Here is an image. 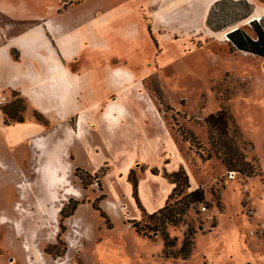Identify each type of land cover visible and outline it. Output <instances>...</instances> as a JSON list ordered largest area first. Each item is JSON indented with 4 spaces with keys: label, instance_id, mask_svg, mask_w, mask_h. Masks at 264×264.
Masks as SVG:
<instances>
[{
    "label": "rangeland",
    "instance_id": "obj_1",
    "mask_svg": "<svg viewBox=\"0 0 264 264\" xmlns=\"http://www.w3.org/2000/svg\"><path fill=\"white\" fill-rule=\"evenodd\" d=\"M0 2L17 4L21 0ZM35 2L24 0L22 9L42 11L44 4L38 7ZM58 2L60 13L81 4L95 6L94 0ZM155 2L158 3L131 0L125 8L144 15L145 28L154 40L144 44L146 48L142 51L147 63L137 68L141 71L145 67L147 72L143 80L139 74L138 88L156 105L167 126L166 132L156 138L157 143H151L154 131L144 125L131 127L125 120L122 127L109 132L108 120L98 124L110 104L124 103L129 108L140 104L134 95L110 91V82H119L110 80L107 71L104 96H96L91 89L78 95L80 109L85 110L91 122L89 136L98 137L94 141L98 151L96 163L105 160L97 171L76 167L74 153L68 162L71 170L50 186L39 173L45 163V152L40 154L29 147L32 140L27 151L20 154L25 160L24 168L0 153V264H264V59L243 53L229 56L241 51L233 52L230 41L224 37L235 27L254 36L248 22L262 16L257 22L264 26V0H207L208 12L195 26L185 24L181 30L160 26L154 17L157 9L174 6L175 0ZM95 3L116 11L118 7L113 4L119 1L95 0ZM175 39L184 46L183 57L178 64L163 66L160 59L165 51L163 44ZM94 44L91 42L90 47ZM118 61L111 66H118L121 63ZM96 68L91 66V77ZM0 93L9 98L0 110L7 125L17 121L10 120L5 110L22 100L17 105L24 122L32 118L48 130L55 127V122L33 108L25 97ZM223 106L234 114L243 133V147L248 159L258 167V176L228 171L215 155L206 160L210 145L205 119ZM77 121L76 115L70 118L73 128ZM183 129L193 132L199 144L192 146L191 141H185ZM130 136L138 140L135 145ZM78 142L72 143L74 151ZM45 146L49 150L47 156L52 155L55 139L48 140ZM150 147L154 153L145 152ZM179 171L184 174L177 181L173 174ZM155 181L163 182L160 188L167 200L162 208L168 204L172 209L179 208L182 204L178 202L198 189L204 192L205 200L191 203L177 225L164 219H150L149 225L160 230L150 239L139 235L132 222H142L162 209L150 212L145 204L146 192L141 195V186L146 188ZM112 182L113 188L109 186ZM135 182L140 205L134 197ZM7 198L10 205L6 204ZM75 206L77 209L72 213ZM64 208L65 216L72 215L62 217ZM165 237L171 242L168 249ZM187 240L193 244L192 252L183 258L180 252ZM167 251L179 256L168 257Z\"/></svg>",
    "mask_w": 264,
    "mask_h": 264
},
{
    "label": "crops",
    "instance_id": "obj_2",
    "mask_svg": "<svg viewBox=\"0 0 264 264\" xmlns=\"http://www.w3.org/2000/svg\"><path fill=\"white\" fill-rule=\"evenodd\" d=\"M35 1V6L41 7L44 4L42 11L30 7L22 9L24 0L17 4L0 2V91L9 95L18 93L25 97L33 108L55 122V127L48 130L44 124L32 118L27 122L7 125L5 114L1 112L2 156L16 162L19 168L26 167L20 154L27 151V144L32 140L29 147H34L40 154L45 152V163L39 169L40 176L52 168L58 177L66 175L71 170L68 162L74 153L77 156L76 167L97 171L105 160L96 163L98 151L94 143L98 137L96 140L89 136L91 122L84 114L85 110L80 109L78 95L85 89H91L96 96H104L108 85L107 71L112 78L110 80L119 82L111 81L108 89L119 94L134 95L140 104L132 108L124 103L110 104L98 124L108 120L109 132L116 131L126 122L131 127L141 124L154 131L150 142L157 143L156 138L166 132L167 126L156 105L149 102L138 88L139 74L143 80L147 72L145 67L141 71L137 68L147 63L142 51L146 48L144 44L149 40L154 42L146 29L144 15L125 8L131 0H118V4H113L118 7L116 11H112V8L108 10L94 0V8L81 4L62 13L59 12L58 0H49V3ZM154 1L153 5L158 3ZM209 5L207 0H175L174 6L157 9L154 17L160 26H173L181 30L185 24L195 26L199 18L208 12ZM91 42L95 43L93 48L90 47ZM182 47L176 39L163 44L165 51L160 56L162 65L178 64L183 57ZM241 53L257 57L242 51L229 53V56L243 55ZM115 60L121 63L112 67L111 63ZM91 66L97 67L93 77ZM73 115L78 117L76 128L70 123ZM52 139H55L56 149L52 155L47 156L46 151L49 150L45 145ZM78 139L81 141L78 142ZM129 139L133 145L138 141L132 136ZM74 142H78L75 151L72 148ZM150 150L155 152L151 147L145 152ZM83 158L86 162H82ZM114 185V182L109 184L112 188ZM162 186L163 182L157 181L150 183L149 188L141 186V195L146 192L145 204L150 212L158 211L166 203ZM109 206L114 213L113 205L109 203Z\"/></svg>",
    "mask_w": 264,
    "mask_h": 264
},
{
    "label": "trees",
    "instance_id": "obj_3",
    "mask_svg": "<svg viewBox=\"0 0 264 264\" xmlns=\"http://www.w3.org/2000/svg\"><path fill=\"white\" fill-rule=\"evenodd\" d=\"M210 17L208 21L209 25L212 24L210 22ZM250 25L254 30V36L250 35L243 28H238L228 34L231 50L233 52L242 51L251 53L257 57L264 59V26H262L261 23H258L257 20H253ZM17 102H14V104H12L10 110H5V113L10 120L24 122V118L20 115V106L17 105ZM205 126L208 130L210 145V148L206 150L208 153L206 160L212 159L215 155L222 161L228 171H235L247 177H255L259 175L258 167L252 160L248 159V155L243 147V133L236 121V118L234 117V114L228 107L223 106L217 113L210 114L205 119ZM181 135L183 136V139L185 141H191L192 146L199 144L196 142L197 139L193 132L183 129L181 130ZM183 174V171H179L177 173H174L173 177L177 180ZM134 197L140 205L137 182H135L134 184ZM204 200V192L201 189H198L183 197L181 201L178 202V204H182L179 208L172 209L171 204H168L158 212L148 215V217L142 222L133 221V228H135L136 232L139 235L145 238L154 239L157 236L158 232H160V230L156 228L154 229L149 225L150 219L156 218L160 221L164 219V221L170 224L177 225L182 221V217L187 213L191 203H202L204 202ZM94 207L100 210L102 215H106L98 205H95ZM76 209L77 206L73 208L72 213ZM65 210L66 208L61 211L62 217H69L70 215H72L71 213L69 216H65ZM63 230H65L64 227ZM163 230L164 229H162V231ZM193 234L194 232H192L191 235ZM169 240L170 239L168 237H165L167 249L171 246V242ZM192 245V242H190L189 240L184 243L183 248L180 252V255L183 258H188L190 256L192 252ZM166 254L168 257L170 255H173V253H169L168 251L166 252ZM173 256L178 257L179 255Z\"/></svg>",
    "mask_w": 264,
    "mask_h": 264
},
{
    "label": "bare ground",
    "instance_id": "obj_4",
    "mask_svg": "<svg viewBox=\"0 0 264 264\" xmlns=\"http://www.w3.org/2000/svg\"><path fill=\"white\" fill-rule=\"evenodd\" d=\"M262 16L260 17H253V19L252 20H262ZM251 20V21H252ZM250 22V21H249ZM248 22V23H249ZM224 37H226V39L225 40H229V38H228V34L226 35L225 33H224ZM112 109V107L110 108V110ZM42 177H43V179H44V181H45V184H48V185H50V186H54V185H56L58 182H59V179H58V175L56 174V170H54V168H52V169H50V171H48L47 173H44L43 175H42ZM7 202H6V204H8V205H10L11 204V202H10V198H7V200H6Z\"/></svg>",
    "mask_w": 264,
    "mask_h": 264
},
{
    "label": "built area",
    "instance_id": "obj_5",
    "mask_svg": "<svg viewBox=\"0 0 264 264\" xmlns=\"http://www.w3.org/2000/svg\"><path fill=\"white\" fill-rule=\"evenodd\" d=\"M9 102V98L6 94L0 93V110L7 105Z\"/></svg>",
    "mask_w": 264,
    "mask_h": 264
},
{
    "label": "water",
    "instance_id": "obj_6",
    "mask_svg": "<svg viewBox=\"0 0 264 264\" xmlns=\"http://www.w3.org/2000/svg\"><path fill=\"white\" fill-rule=\"evenodd\" d=\"M251 20H252V19H251ZM251 20H250V22H249L248 24H250V23L253 21V20H252V21H251ZM238 28H239V27H235V28L231 29L230 31L227 32V34H229V33L232 32V31H235V30L238 29Z\"/></svg>",
    "mask_w": 264,
    "mask_h": 264
}]
</instances>
